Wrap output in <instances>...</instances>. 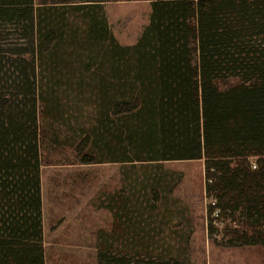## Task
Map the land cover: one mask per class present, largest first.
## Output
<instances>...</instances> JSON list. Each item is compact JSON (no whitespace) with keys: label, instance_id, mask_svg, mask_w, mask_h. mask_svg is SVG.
<instances>
[{"label":"trees","instance_id":"16d2710c","mask_svg":"<svg viewBox=\"0 0 264 264\" xmlns=\"http://www.w3.org/2000/svg\"><path fill=\"white\" fill-rule=\"evenodd\" d=\"M115 1L0 0V264H45L49 144L82 164L203 159L221 243L264 247V0H152L132 45L107 23ZM154 250L119 219L96 262L193 264Z\"/></svg>","mask_w":264,"mask_h":264},{"label":"rangeland","instance_id":"374dc122","mask_svg":"<svg viewBox=\"0 0 264 264\" xmlns=\"http://www.w3.org/2000/svg\"><path fill=\"white\" fill-rule=\"evenodd\" d=\"M151 1L117 0L103 5L107 23L120 44L132 45L139 39L148 24ZM85 116L90 119V113ZM42 157L45 264H97L99 237L117 226L119 220L113 219V214L118 215L122 196L129 199L130 207L125 224L132 217V222L148 229L155 252L178 254L193 264H264L262 246L221 243V230L231 221L216 218L217 209L207 213L215 200L205 193L203 159L82 164L68 146L54 148L51 144L42 149ZM158 175L162 179L154 196L150 183Z\"/></svg>","mask_w":264,"mask_h":264},{"label":"crops","instance_id":"0c3cea01","mask_svg":"<svg viewBox=\"0 0 264 264\" xmlns=\"http://www.w3.org/2000/svg\"><path fill=\"white\" fill-rule=\"evenodd\" d=\"M107 16V15H106ZM109 25V24H108ZM110 27V26H109ZM123 193V192H122ZM41 195H42V191H41ZM129 199H125L123 198V196L121 197V199L118 201L117 203V216L115 214H113V219L115 217L118 218V220L120 219L122 222H124L123 219L129 217L127 214L130 213V207L128 208V204H129ZM130 206V205H129ZM110 211L112 210V207H107ZM131 218H128V221L131 222ZM42 222H43V210H42Z\"/></svg>","mask_w":264,"mask_h":264}]
</instances>
